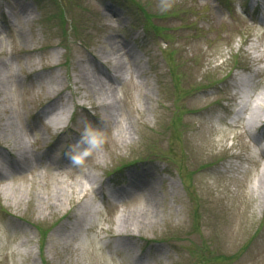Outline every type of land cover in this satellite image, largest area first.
I'll use <instances>...</instances> for the list:
<instances>
[{"label":"rangeland","instance_id":"374dc122","mask_svg":"<svg viewBox=\"0 0 264 264\" xmlns=\"http://www.w3.org/2000/svg\"><path fill=\"white\" fill-rule=\"evenodd\" d=\"M219 1H0L10 9L4 18L0 5V145L14 165L15 137L38 159L0 181L10 187L0 189V264H264L263 164L247 159L242 129L223 125L217 106L243 90L247 124L264 118L261 77L235 90L228 81L248 80L240 69L253 59L264 71V29ZM81 69L119 79L113 97L89 89ZM49 101L56 111L44 115ZM60 111L63 125L45 122ZM68 132L80 162L67 157ZM231 158L246 167L229 170ZM130 163L144 167L154 199L118 189L120 176L112 191L125 200L101 206L100 184ZM85 204L98 212L78 217ZM130 211L140 225L115 249L116 221Z\"/></svg>","mask_w":264,"mask_h":264},{"label":"bare ground","instance_id":"6f19581e","mask_svg":"<svg viewBox=\"0 0 264 264\" xmlns=\"http://www.w3.org/2000/svg\"><path fill=\"white\" fill-rule=\"evenodd\" d=\"M127 59L129 58V54H126L125 56ZM112 67L114 69H118L120 68V61H119V57H116L113 61H112ZM111 74H108L106 76H104V81L95 76L92 73H87L85 70L81 69L79 71V76L80 79L83 81V83L86 84L87 87H89V89H93L95 90V92L97 93H101L102 96H100L101 98H110L113 97L112 92L114 90L113 88V80L110 76ZM124 80H126V77H124ZM128 80V79H127ZM110 85V86H109ZM50 86V85H49ZM48 89V93L51 94L52 89H50V87L47 88ZM105 91V92H104ZM103 92H104V97H103ZM254 96H257V93H255ZM244 100V99H242ZM264 101V100H263ZM246 106H247V102H245L244 104H242V108L243 111H246ZM55 104L49 103L46 108L42 111V114L44 115H48L50 113L51 110H53L52 112L56 111L55 110ZM242 117V116H241ZM48 124H51L50 126H60L63 125L66 122V118H65V114L63 111H60L59 113H56L55 115H53L49 120H48ZM253 123V122H252ZM256 123V120L254 121V124ZM242 125H245L243 123H241ZM16 138V143H14L15 146H17V156H19V158H21V163L19 165V174L21 176H24V172H26V169L28 168H32L34 167V165L37 164V157L35 156H28V154L26 153L25 149L22 148L21 146V142H19V138ZM14 160L16 159V154L14 153ZM55 163V159L53 158L51 160L50 164H54ZM27 166V167H26ZM13 167H9V168H5V166L3 164H1V168H0V177H3L4 179H11L13 178ZM136 173H131L130 175V185L125 186L123 191L131 190V194H137L138 190L142 188V190H144V192L146 193V198L145 202L150 204L151 201L154 199V189L153 188H149L150 186L147 185L144 181H142L140 178H142V175H135ZM138 182V184L136 183ZM147 186V189L145 188ZM264 187V165L260 166L259 168V173L257 176V184L255 185V188L258 189V198H261V192L260 190ZM1 192L4 194L6 192V190L10 189V187L5 184L2 185V187L0 188ZM150 202V203H149ZM79 211V213L77 214L78 217H83V215H88L89 217H93L95 215L96 212H98L97 207H93V206H89L87 204L82 205V206H78L75 211ZM138 211H142L141 209H139ZM135 211H130L126 214H123L121 217H119L118 221H116V226L114 228V233L113 235H111V238L113 239L114 242H118V246L121 245L122 242H124L125 240H128L131 242V239L134 238V234L136 232V229H134L133 227L139 226L140 223L138 222V220L134 219V214ZM122 246H120L121 248Z\"/></svg>","mask_w":264,"mask_h":264}]
</instances>
